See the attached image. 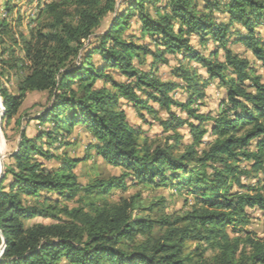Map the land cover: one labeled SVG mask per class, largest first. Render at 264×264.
Instances as JSON below:
<instances>
[{
	"label": "trees",
	"instance_id": "16d2710c",
	"mask_svg": "<svg viewBox=\"0 0 264 264\" xmlns=\"http://www.w3.org/2000/svg\"><path fill=\"white\" fill-rule=\"evenodd\" d=\"M217 10L226 14V21L215 16ZM42 14L47 21L32 29L26 49L30 71L19 93H11L0 79L6 123L19 113L27 93L35 91L45 92L47 103L30 119L52 124L34 137L23 125L18 150L7 165L12 181L8 190L5 178L0 184V246L6 241L0 264H264V239L246 228V209L264 210V185L246 188L240 177L246 171L238 164L244 158L264 169V82L253 62L230 46L242 43L264 67V0H207L204 5L199 0H72L51 3ZM108 16L106 30L97 34ZM133 17L155 49L125 35ZM194 35L202 44L217 42L224 60L218 51L209 56L198 51L191 44ZM168 53L183 56L173 75L187 83L190 98L184 104L170 94L179 83L156 73L158 63L169 62ZM191 62L205 69L207 80L225 87L226 98L215 116L191 108L206 94L205 79ZM107 70L127 80L117 81ZM121 99L150 111L149 100L168 110L172 104L188 109L198 121L189 123L193 141L182 142L178 128L187 121L170 112L162 120L169 135L153 142L127 120ZM208 121L214 139L207 143ZM76 125L89 131L107 163L123 167L124 175H132L136 183L188 187L194 194L191 207L169 215L161 203L145 205L137 193L99 204L94 197L88 207L66 206L62 211L67 218L62 219L53 204H32L29 198L45 192L72 200L83 190L99 195L116 186L96 180L84 187L73 171L77 159L45 147ZM52 158L61 160L58 169L45 167V160ZM233 182L242 190L232 191ZM117 187L127 188L122 178ZM36 216L56 220L29 224Z\"/></svg>",
	"mask_w": 264,
	"mask_h": 264
},
{
	"label": "rangeland",
	"instance_id": "374dc122",
	"mask_svg": "<svg viewBox=\"0 0 264 264\" xmlns=\"http://www.w3.org/2000/svg\"><path fill=\"white\" fill-rule=\"evenodd\" d=\"M66 1L69 2L72 0H0V79L11 93L15 95L19 93L20 82L30 71L31 62L26 56V49L32 38V29L36 28L40 24L39 22L47 21L42 11L51 3ZM206 1L207 0H199L201 5H204ZM70 9L72 10L73 7L70 6ZM150 9L152 10V8ZM110 16H108L102 26L96 30L97 34L103 33L106 30ZM215 16L220 21L227 20V16L222 10L215 11ZM130 22L131 27L125 30V35L140 44L147 42L150 44L151 48L155 49L154 42L151 41L148 36L144 37L141 35L140 21L136 17H133ZM47 31L49 30L46 29L45 32ZM231 39H234V36H231ZM191 44L198 51L207 56L214 51H218V57L224 60V52L217 42L212 39L202 44L200 39L194 35L191 37ZM230 46L236 53L249 58L253 62V65L257 67V71L261 74L264 82V67L256 60L252 51L247 49L246 46L240 42H231ZM167 57L169 59L168 63H158L156 65V73L164 81L172 80L179 83L180 86L172 90L170 94L177 103L184 104L190 98V93L186 87L187 83L173 75V69L180 65V59H182L183 56L180 54L174 55L168 53ZM98 59L99 56L96 55L95 60L97 61ZM147 59L148 63L152 61L150 55L147 56ZM192 65L197 67L198 72L205 79L206 94L202 99L194 102L191 108L195 109L197 113L215 116L221 111V103L226 98L225 87L216 80H207L208 74L198 63L191 62V66ZM144 69L149 70V67L145 66ZM106 72L111 71L107 70ZM111 73L113 78L117 81L127 80L120 72L116 71ZM98 85L101 86L102 81H99ZM108 87L113 89L111 84H108ZM139 94L141 98L147 99L145 93L139 92ZM46 103L47 94L45 92L34 91L27 93V97L19 113L9 123L4 121L2 117L4 107L2 110L0 105V162L2 165L0 184L5 178L3 185L7 190L12 181V176L7 174V165L13 161L11 156L18 150L19 136L20 131L23 129V125L26 126L27 133L30 137L36 136L41 130L47 131L52 127L51 123L38 124L37 121L30 119L31 117H35L36 113L40 111ZM119 105L125 110L127 120L130 124L134 128L139 129L143 135L145 134L148 136L153 142L162 141L169 135V132L164 131L162 120H168L170 118V112L180 115L187 121L182 123L178 128L179 133L183 136L182 142L184 144H190L193 141L189 123H198V121L189 115L188 109H185L179 104H172L170 110H168L167 108L161 107L158 103L149 100L148 105H151L154 111H150L148 108L142 106H135L126 99H121ZM26 112L29 113V116L24 115ZM211 123L212 121L206 122L208 133L205 135L204 139L207 143L214 139L213 135L210 134ZM52 143V147H48V143L47 146H45L50 149L51 152L56 155H67L72 159H77L73 171L77 174L78 181L84 187L93 185L96 180L112 181L116 185L106 194L95 195L94 193L88 196V191L83 190L72 200H66L55 192H45L40 197L29 198L32 204L39 201H45L47 205L53 204L54 207H56L54 213H57L58 217L62 219L67 218L62 211L66 206L70 208L83 205L88 207L90 199L94 197V202L99 204L104 199L119 201L123 197H129L133 194L140 193L145 205L161 203L164 206L165 212L169 215L184 214L194 202V194H192L186 186L178 188L170 182L161 186H148L136 183V181L132 180V175H124L126 170L123 167L107 163L97 153L94 147L95 140L83 125H76L71 133L61 131L57 141H52ZM256 145L257 142L255 141L251 149H255ZM61 163V160L52 158L50 160H45V167L48 169H58ZM238 164L246 171V173L240 175L241 181L246 185V188L250 186L255 189H260L264 185V169H262V166L254 164L253 161L244 158H241ZM211 171L212 170L209 169V172ZM118 178L123 179L127 187L126 189L117 187ZM238 190L242 189L233 182L232 191ZM252 193H255V191H252ZM246 212L249 216V223L246 228L253 236L264 239V210L257 207H248ZM55 220L56 218L51 216H36L29 221V224L34 222L51 223ZM231 235L232 237H236L237 233L233 231Z\"/></svg>",
	"mask_w": 264,
	"mask_h": 264
},
{
	"label": "water",
	"instance_id": "95a60500",
	"mask_svg": "<svg viewBox=\"0 0 264 264\" xmlns=\"http://www.w3.org/2000/svg\"><path fill=\"white\" fill-rule=\"evenodd\" d=\"M3 115H4V113L2 114V117H3ZM0 233H1V231H0ZM5 246H6V241L4 240L3 243H2V246H1L0 255L3 252Z\"/></svg>",
	"mask_w": 264,
	"mask_h": 264
},
{
	"label": "bare ground",
	"instance_id": "6f19581e",
	"mask_svg": "<svg viewBox=\"0 0 264 264\" xmlns=\"http://www.w3.org/2000/svg\"><path fill=\"white\" fill-rule=\"evenodd\" d=\"M1 169H2V165H1V162H0V172H1Z\"/></svg>",
	"mask_w": 264,
	"mask_h": 264
}]
</instances>
